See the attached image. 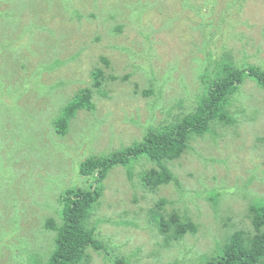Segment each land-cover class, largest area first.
Returning a JSON list of instances; mask_svg holds the SVG:
<instances>
[{"label": "rangeland", "instance_id": "1", "mask_svg": "<svg viewBox=\"0 0 264 264\" xmlns=\"http://www.w3.org/2000/svg\"><path fill=\"white\" fill-rule=\"evenodd\" d=\"M95 4L67 0L68 8L64 0H0L1 11L15 5L20 19L6 28L4 43L16 39L18 43L24 28H30L19 53L21 67L14 60L16 52L0 46V73L14 77L0 93V264L36 262V256L43 262L44 253L38 250L49 255L55 233L43 231V223L50 217L60 221L56 209L62 189L80 181L76 157L140 140L149 126L162 122L161 111L175 99L194 107L200 92L198 60L205 59L201 48L210 32L217 36L212 47L226 43L238 56L264 68V0H97ZM134 6L143 13L139 23L153 28L137 31L136 22L128 19ZM96 7H102V15L115 14V19L96 21L92 17L98 13ZM76 9L90 14L86 19L80 13L75 17ZM115 24L124 27L119 35L112 33ZM56 42L59 48L53 50ZM122 44L125 49L119 50ZM60 51L67 61L61 70L33 77L39 63L51 61ZM80 51L76 60H68ZM104 56L120 79L107 85L108 95L94 97V112H77L66 137L52 135L50 117L82 84L56 89L53 85L60 78L90 84L96 65L111 73L100 61ZM136 63L138 68L133 69ZM151 66L163 90V101L152 107L149 102L154 98L134 94L135 83L144 84V72ZM130 72L129 80L121 78ZM263 98L264 90L252 80L240 87L231 105L234 123L213 124L188 152L168 164L178 186L171 183L154 193L146 191L139 173L152 165L144 159L134 162L132 180L124 167L110 172L95 210V220L106 218L98 228L100 239L131 264H205L200 257L210 255L228 234L237 228L251 230L249 203L264 199ZM14 148L11 157L7 152ZM213 189L225 190L217 204L207 196ZM160 199L169 201L166 214L178 209L196 222L198 232L164 245L147 221L148 209ZM87 254L84 264H104L95 251L89 249Z\"/></svg>", "mask_w": 264, "mask_h": 264}, {"label": "trees", "instance_id": "2", "mask_svg": "<svg viewBox=\"0 0 264 264\" xmlns=\"http://www.w3.org/2000/svg\"><path fill=\"white\" fill-rule=\"evenodd\" d=\"M64 2L67 6V0ZM95 2L97 3V0H94V4ZM213 5L214 3L209 8L210 14H213ZM73 7L75 6L73 5ZM101 8L96 7L98 13L92 15L96 21L101 18H104L105 22L115 19V14L113 18L110 17L109 13L102 15ZM132 8L134 13L128 19H133L134 24L136 22L137 31L149 28L151 24L142 25L139 23V18L143 16V13L139 14V8L137 6ZM74 11L75 17L83 15L84 19L90 14L78 9ZM65 13L67 14V10ZM17 14L18 8L15 5H11L9 10H0V46L14 50L16 52L14 60L19 62L21 67L22 62L19 53L22 52L24 40L30 28H24L18 43H16L17 39L10 44L4 43L3 40V38L7 40L4 36L6 28L20 22ZM86 22L84 20V23ZM98 27L99 25L91 33H95ZM123 28V25L115 24L112 33L119 35V29L123 30ZM215 32H210L207 42L201 48L205 59L198 60L201 72L199 75L200 92L194 107H188L181 98L175 99L168 109L161 111L162 122H158L159 124L157 123L158 125L154 127L149 126L140 140L120 149L91 153L83 159L76 157L80 181H75L74 185H66L62 189L59 197L60 206L56 209L60 221L50 217L43 223V231L55 233L53 248L49 250L47 256L42 250L37 251L39 254L44 253L43 262L39 256H36V262L27 264H84L88 259L87 252L89 249L102 257L104 264H131L127 256L112 251L110 246L97 235L99 225L106 221V218L95 220V210L101 204L105 180L110 172L117 167H124L128 170V177L132 180L135 178L134 162L144 159L152 165L139 173L140 184L146 191L154 193L161 186L171 183L178 186L179 180L168 164L188 152L192 148V142L210 132L213 124L230 125L234 123L231 113L232 101L247 80H252L264 90V68L251 64L243 56H238L237 51L230 48L226 43L218 48L212 47L211 45L217 39ZM33 41L34 36L31 32L29 42L33 43ZM59 44V42L54 43L53 50L58 49ZM118 47L119 50L125 49L124 44ZM80 54L81 51L72 57H68V60H76ZM60 55L61 51L51 61H46L44 64L39 63L33 71V77H39L43 72L61 70L59 68L65 66L67 61ZM105 57H101L100 61L110 70L112 69L110 61ZM137 64H132V68L137 69ZM110 71L111 73L107 74L101 66L96 65L91 70L90 84L69 77L71 78L69 80L60 78L53 85V88L56 89L59 86L65 88L77 83L82 84L67 100L58 105L57 114L50 117L52 135H57L59 138L66 137L70 132L71 122L78 111L94 112L96 110L97 105L94 97L96 95L104 97L108 95L107 85L120 79L112 73V70ZM132 74L133 72L127 73L121 78L129 80ZM144 76L143 85L139 82L135 83L134 94L154 98L149 102H153L150 104L152 107L155 102L163 101V90L157 82V72L152 66L149 72H144ZM6 77L8 76L0 73V93L14 78L10 75L9 78ZM31 80H33L32 84H35L34 79ZM48 90L51 91V89ZM95 137L96 135L92 138ZM17 145L20 146L21 143L18 142ZM14 150L15 148L9 149L7 153L13 157ZM247 185L242 187L243 193L248 190ZM207 193L209 199L217 204L225 190L213 189ZM168 202L165 199H160L152 208H149L147 220L149 227L156 228L157 234L167 246L174 242H181L187 235L196 234L199 228L196 222L182 214L178 209L173 208L170 213L166 214L164 206ZM248 218L251 220V230L237 228L223 238L210 255H202L200 261L205 264H264V199L255 198L249 203ZM43 231L42 233H44Z\"/></svg>", "mask_w": 264, "mask_h": 264}]
</instances>
